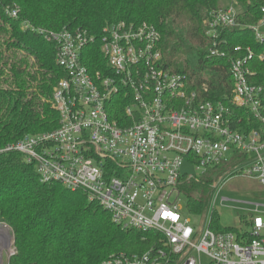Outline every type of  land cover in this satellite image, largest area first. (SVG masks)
Returning a JSON list of instances; mask_svg holds the SVG:
<instances>
[{"label": "built area", "instance_id": "obj_1", "mask_svg": "<svg viewBox=\"0 0 264 264\" xmlns=\"http://www.w3.org/2000/svg\"><path fill=\"white\" fill-rule=\"evenodd\" d=\"M240 9L236 0H229L204 21L210 56H223V29L242 27L237 22ZM260 11L258 24L251 27L258 43L264 40V8ZM10 14L17 17L16 10ZM31 29L55 45L56 65L65 74L51 99L59 125L26 135L0 152L19 153L34 163L42 183L83 191L122 229L157 235L156 245L147 251L112 255L101 264H264V204L253 205L246 229L216 232L209 223L194 231L182 216L178 190L183 179H195L183 172L185 165L205 174L229 160L234 165L221 178L248 177L264 189V88L250 82L252 51L230 61L227 106L199 100L188 93L185 76L162 67L160 36L145 23L121 21L103 28L100 52L112 73L105 77L91 75L82 63L93 36L65 27ZM200 90L207 93L208 85ZM120 92L130 106L118 124L110 120L106 104ZM238 109H245L259 128L242 129ZM216 187L212 183V191ZM6 238L0 247L11 234Z\"/></svg>", "mask_w": 264, "mask_h": 264}, {"label": "trees", "instance_id": "obj_2", "mask_svg": "<svg viewBox=\"0 0 264 264\" xmlns=\"http://www.w3.org/2000/svg\"><path fill=\"white\" fill-rule=\"evenodd\" d=\"M79 1L77 8L60 14L61 0H0V35H5L0 40V151L26 135L50 132L59 125L51 99L65 74L56 65L55 45L31 27L80 29L93 36L95 42L82 52V63L91 75L100 72L105 77L112 73L100 52L103 28L121 21L145 23L160 36L162 67L185 76L189 94L227 106L230 61L250 49L249 69L254 74L250 82L264 88V40L258 43L251 30L261 18L264 0H236L242 27L221 31L223 56L219 58L210 56L203 22L221 8V0ZM14 10L16 18L10 14ZM237 47L241 51L236 52ZM28 57L34 64L29 65ZM203 83L208 85L207 93L200 90ZM128 106L123 92L112 96L106 104L110 120L121 124ZM236 112L242 129L259 128L245 109ZM211 185L182 180L178 190L190 213L200 215L206 210ZM0 225L7 226L13 237L14 254L7 264H101L112 255L141 254L157 243L152 232L125 230L113 223L110 213L83 191L40 182L34 163L15 152H0ZM212 229L236 231L222 229L216 220Z\"/></svg>", "mask_w": 264, "mask_h": 264}, {"label": "rangeland", "instance_id": "obj_3", "mask_svg": "<svg viewBox=\"0 0 264 264\" xmlns=\"http://www.w3.org/2000/svg\"><path fill=\"white\" fill-rule=\"evenodd\" d=\"M79 2V0H61L59 4L62 8L60 14L66 12V10L77 8ZM220 2V6L223 7L229 3V0H221ZM49 27L52 28V30L59 29L55 28V26ZM3 38H5V35H0V40ZM5 54L11 56L10 52H6ZM27 61L29 65L34 64L32 57H28ZM233 165L234 162L229 160L215 169L209 168L205 174L200 169L195 170L194 167L184 166L183 172L186 173L188 177L198 179L199 182L210 181L211 183L217 184V187L209 196L206 210L200 215H194L189 212L186 207V198L183 193L180 194L183 208L182 216L184 218H189L190 226L194 231H197L199 228L206 229L209 223H211L210 227L212 228L215 225V220L217 221V225L222 229H246L244 224L249 219L250 210L253 208V205L264 204V189L254 180L240 175H237V177H230L228 174L224 179L221 178ZM201 189L203 190V188ZM0 230L3 233L0 234V239L3 241L6 238L5 234H10V229L4 225H0ZM0 244L2 245V242H0ZM0 250V264H7L13 251L12 235L5 247H0Z\"/></svg>", "mask_w": 264, "mask_h": 264}, {"label": "bare ground", "instance_id": "obj_4", "mask_svg": "<svg viewBox=\"0 0 264 264\" xmlns=\"http://www.w3.org/2000/svg\"><path fill=\"white\" fill-rule=\"evenodd\" d=\"M0 234H3L1 230H0ZM5 236H6V234H5ZM1 240H2V239H0V242H2ZM0 251H1V250H0Z\"/></svg>", "mask_w": 264, "mask_h": 264}]
</instances>
